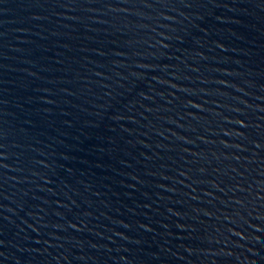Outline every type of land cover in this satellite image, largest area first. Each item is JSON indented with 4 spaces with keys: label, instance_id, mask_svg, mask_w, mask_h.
I'll return each mask as SVG.
<instances>
[{
    "label": "water",
    "instance_id": "obj_1",
    "mask_svg": "<svg viewBox=\"0 0 264 264\" xmlns=\"http://www.w3.org/2000/svg\"><path fill=\"white\" fill-rule=\"evenodd\" d=\"M0 264H264V0H0Z\"/></svg>",
    "mask_w": 264,
    "mask_h": 264
}]
</instances>
